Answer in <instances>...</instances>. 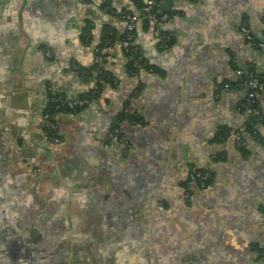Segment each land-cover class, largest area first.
<instances>
[{
    "label": "crops",
    "instance_id": "1",
    "mask_svg": "<svg viewBox=\"0 0 264 264\" xmlns=\"http://www.w3.org/2000/svg\"><path fill=\"white\" fill-rule=\"evenodd\" d=\"M134 7L0 2V264H33L34 243L19 248L12 239L21 220L68 235L65 259L74 264H264V90L248 154L234 134L219 137L221 127L249 119L246 89L226 84L240 71L264 73V51L240 28L248 23L264 37V0H173L172 20L162 25L176 37L172 47L160 30L138 23L150 67L138 75L123 42L104 39L120 37L127 23L119 15ZM99 54L117 83L78 116L62 114L63 143L52 144L41 117L47 85L77 92V69ZM124 110L140 118L126 125L128 152L105 145ZM192 168L214 177L188 200Z\"/></svg>",
    "mask_w": 264,
    "mask_h": 264
},
{
    "label": "trees",
    "instance_id": "2",
    "mask_svg": "<svg viewBox=\"0 0 264 264\" xmlns=\"http://www.w3.org/2000/svg\"><path fill=\"white\" fill-rule=\"evenodd\" d=\"M134 1V9L126 10L125 12L137 15L139 17L135 29L132 31L134 34V38H130V32L127 30V25L125 30L122 32L120 37H116L115 32L107 33L104 37L105 44H112L115 39H119L123 42L125 50L130 58L129 62V71L130 74L138 75L140 72L145 69H150L149 64L147 63L141 48L137 44V34H138V23L143 21V24L146 27L153 26L154 28L160 30V33L163 37V43L166 48L172 47L175 44L176 37L174 34L163 29V26L159 25L155 21V17H160L162 13H164L162 9V0H156L155 4H150L149 0H133ZM121 13L119 16L127 23L122 16L125 13ZM170 16H173V12H166ZM247 26H250L248 23H245ZM257 37V36H256ZM258 39H262L257 37ZM131 42V44L126 45V42ZM142 53L135 52V48ZM98 61L90 68H78L77 73L79 76V80L81 81V87L77 90V92L67 91L54 86V91H48L47 93V102L45 111H48L52 116L53 119L58 121L59 125L61 124V115L67 113H80L86 109L92 107V105L98 101L101 96L103 95L107 86H113L117 83V79L115 76L106 69L104 66L105 58L99 54ZM251 74L260 77L262 83H264V73H258L254 70H249L248 72H244L243 74L239 75V77L234 80L230 81L232 85V89H246L247 90V80L251 76ZM264 89L259 88L255 97L250 98L247 95L243 100L242 106L244 107L245 111H249V119L246 124L242 128H235L232 126H223L219 129V137L221 136L222 139L228 140L233 133L240 134L244 140L245 144L241 145V150L248 154L247 149V140L250 136L258 137V126L260 123L263 122V119L260 118V115L256 113L257 110L260 111L262 114L261 104L259 100L260 94L263 92ZM55 98V99H54ZM83 100L87 99L88 102L86 103H76L73 107L70 105L73 101L76 100ZM131 122H140V118L134 114H131L128 110L121 111L113 120L110 131H115L116 129H120L122 132H126L125 128L126 125ZM48 134H55L56 131L51 130L49 128H44ZM58 133V132H57Z\"/></svg>",
    "mask_w": 264,
    "mask_h": 264
},
{
    "label": "built area",
    "instance_id": "3",
    "mask_svg": "<svg viewBox=\"0 0 264 264\" xmlns=\"http://www.w3.org/2000/svg\"><path fill=\"white\" fill-rule=\"evenodd\" d=\"M3 1H5V0H0V2H3ZM149 3L155 4L156 0H149ZM122 17L125 20H127V30L130 32V38L133 39L134 34L132 33V31L135 29V25H136L139 17L137 15H132V14H129L127 12H125ZM171 20H172V16H170L167 13H162L160 17H155L156 23H158L161 26L171 22ZM240 28H241V31L243 32V34L245 35L246 39L252 45H254L255 47L264 51V40L258 39L256 37V35L254 34L251 27H249L247 25H242ZM163 37H164V35H163ZM129 44H131V42H129V41L126 42V45H129ZM135 52H139L140 54L142 53L141 51H139L137 49V47L135 48ZM239 74L240 75L243 74V71H240ZM226 88L232 89L231 83H227ZM259 88L264 89V83L261 82L260 77L251 74V76L247 80V90H246L247 95L250 98L255 97L257 90ZM46 90H47V93H48V91H54V86L53 85H47ZM46 96H47V94H46ZM46 102H47V97H46L45 102L43 104L42 113H41L43 131H44L45 137L48 139L49 142H51L54 145H60L63 143V137L61 135V126L59 125L58 121L53 119V116L48 111H45ZM86 102H88L87 99H83V100L77 99L76 101H73L70 105L73 107L76 103L82 104V103H86ZM81 113L82 112L77 113V114L67 113L66 115H68L70 117H75ZM256 113L258 115H260V118H262V114L260 113L259 110H257ZM44 128H49V129L54 130L56 132H55V134L51 135V134H48V132ZM233 134L236 136V141L239 144V146L245 144V140L240 134H237V133H233ZM105 145H106V147L118 145L122 148L123 152L124 151L128 152L132 148V141L128 137V135L123 131L121 132L120 129H116L115 131L109 130L108 134H107V143ZM33 173L40 174V169L37 168V169L33 170ZM213 177H214L213 172L210 169L201 170V169H197V168H192L189 171L188 181L183 187L185 198L189 200L193 197V190L192 189L194 188V186H199L203 190L210 189L212 184H213V182H212Z\"/></svg>",
    "mask_w": 264,
    "mask_h": 264
},
{
    "label": "flooded vegetation",
    "instance_id": "4",
    "mask_svg": "<svg viewBox=\"0 0 264 264\" xmlns=\"http://www.w3.org/2000/svg\"><path fill=\"white\" fill-rule=\"evenodd\" d=\"M45 221H48V219ZM46 225L44 221L38 223V221L35 220L33 225H31L27 223V220H21V230L20 232H16V235H13L12 239L16 238L15 240L18 242L19 248L26 245V240H28L29 243L30 241L34 243L35 251L33 255V264H74L75 261L73 257L70 258L69 256L68 259H65L64 241L69 236L61 233H55L52 236L45 231ZM7 236H9V234H7ZM50 236L52 237L51 239Z\"/></svg>",
    "mask_w": 264,
    "mask_h": 264
},
{
    "label": "water",
    "instance_id": "5",
    "mask_svg": "<svg viewBox=\"0 0 264 264\" xmlns=\"http://www.w3.org/2000/svg\"><path fill=\"white\" fill-rule=\"evenodd\" d=\"M173 0H164L163 10L168 12L170 11V4Z\"/></svg>",
    "mask_w": 264,
    "mask_h": 264
}]
</instances>
